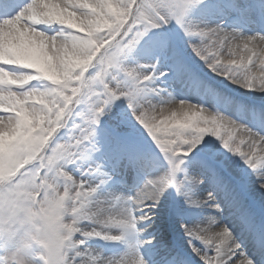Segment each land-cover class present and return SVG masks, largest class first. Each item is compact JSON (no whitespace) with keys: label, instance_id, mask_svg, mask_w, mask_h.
Returning <instances> with one entry per match:
<instances>
[{"label":"snow or ice","instance_id":"1","mask_svg":"<svg viewBox=\"0 0 264 264\" xmlns=\"http://www.w3.org/2000/svg\"><path fill=\"white\" fill-rule=\"evenodd\" d=\"M198 6L209 7L203 0H0V16L5 17L0 20V110L15 114L0 116V176L13 182L31 172L47 173L63 185L76 212L67 226L70 246L59 264H98L97 258H84L78 250L83 239L76 237L120 240L96 228L135 231L138 223L152 219L151 212L168 188L191 207L214 213L200 223L206 227L182 225L189 259L198 264H264V224H257L246 202V175L230 180L225 162L212 148L216 141L264 191V124L254 130L215 107L164 99L163 89L154 82L167 73L157 76L155 64L125 63L146 36L143 55L177 56L170 35V26H175L212 73L248 92H264V49L258 54L255 48L257 41L264 43V35L242 37L202 26L191 18ZM41 25H56L59 31L47 35L39 30ZM65 26L76 31H66ZM225 47L227 58L220 51ZM237 51L251 55H241L237 61ZM253 56L260 60L258 75ZM205 90L211 93L208 86ZM120 99L126 101L138 131L155 146L156 167L162 171L127 199L93 203L105 182L100 166L77 167L79 177L67 168L96 150L94 128ZM61 129L68 131L63 142ZM126 155L135 160L131 151ZM189 164L222 194L223 204L212 193L204 199L192 196L191 188L204 179L189 176L185 171ZM226 210L232 226L222 218ZM85 223L93 230L84 231ZM234 227L254 243L256 255L244 251ZM143 244L151 246L152 241ZM162 259L158 251L145 259L132 247L108 264H160ZM167 264L186 261L173 255Z\"/></svg>","mask_w":264,"mask_h":264},{"label":"rangeland","instance_id":"2","mask_svg":"<svg viewBox=\"0 0 264 264\" xmlns=\"http://www.w3.org/2000/svg\"><path fill=\"white\" fill-rule=\"evenodd\" d=\"M204 4L209 5L208 8H203L201 6H198L196 9L193 10V12L191 13V18L196 21L197 23L201 24L202 26H206L208 28H220L222 29L224 32L229 31L232 29H236L235 27L238 26L239 21L242 20V14H246V10L248 8H250L252 5L249 3V1L247 0H203ZM261 3V5L264 8V2H262L261 0L258 1ZM51 29H53V31L51 30H45L44 29V25L39 26V30L42 32H45L47 35H53L55 32L59 31L58 26L56 25H52L50 26ZM65 30L66 31H71V32H75V29H67V26H65ZM228 33V32H227ZM82 34V33H81ZM150 35V34H149ZM170 35L172 38V43L176 45V49L179 51V54H183L186 57H189L190 60L192 61V63L195 65V67L198 68V70H200L203 74H205L206 76H204L206 79L202 78L199 79L200 81H206L207 79L211 78L217 82L222 83L223 85L226 84V86L230 87L232 86L234 90L237 91H241L244 92L245 95H249L251 97L255 96V93H261L260 96L262 98H264V92H248L244 89L239 88L238 86L230 83L229 81L223 79L220 76L215 75L214 73H212L208 67L202 62L200 61L191 51V48L188 46L187 43V38L183 35L182 32H180L178 29L175 28V26H170ZM148 37L146 36L144 38V41L141 42V45H138L136 49L133 50V52L130 54L129 58L127 60H125V63L129 66V67H135L137 64H154L156 62V70H158V72H156V75L159 76L160 72H165V70H174L173 68H171L170 66H166L165 67V63L163 61V58H157L154 56H148V55H143V47L145 46V41H148ZM233 47H235V44L233 45ZM261 49H264V46H259L257 49V53L259 54V51ZM221 53H222V57L223 58H227L228 57V49L227 47L220 49ZM241 55H244L245 57L247 55H251V53H242L240 51L235 52V58L237 59V61L240 60ZM253 61L256 64V74H259V66H260V60L258 59V56H253ZM168 59V58H166ZM175 60V58H174ZM172 59L169 58L168 62H171ZM244 63H247V59L244 60ZM233 67H235V65H233ZM240 71H243V69H240ZM166 73V72H165ZM209 77V78H208ZM210 80V79H209ZM33 84H35V82H33ZM211 85L214 87V85L216 86V88L218 87L217 84L215 83H211ZM154 86L160 89H163V92L161 93L162 97L164 99H172L174 101H177V103L179 101H184L185 98L183 97H178V93L180 91L181 94H186L184 92V88H187L190 92L193 91V88H191L192 84L190 82H187L186 80L184 81V83H179V82H175L173 80L170 81H160V79H157L154 82ZM13 88H15V86H11ZM179 90V91H178ZM170 91H172V93L170 94L171 97H169V93ZM202 91L201 89H199V91H197L196 95L200 96L202 95ZM260 97V98H261ZM200 101H202V98L200 100H196L195 102H190L192 104H198V105H202L200 104ZM208 102V103H207ZM206 102V104L202 105L203 107L209 108L210 110L213 109L214 104L213 102H211L210 100H208ZM218 100L216 101L215 106H217ZM222 105H219V107H221ZM167 107V106H166ZM223 114H225L223 111H221ZM170 114V112H169ZM8 115H15L14 113H6L3 110H0V116H4L7 117ZM226 115V114H225ZM103 123H107L109 124L112 129H114L115 131L119 132V133H125V134H130V135H141L140 131H138V129L140 128V126L135 122V120L132 118L131 116V112L127 107V103L125 100L120 99L117 101H114L106 110H105V114L100 118L99 122ZM55 135V134H54ZM145 138V140L148 141L149 145L153 146L155 148V146L153 145V143H151V141L146 137V136H142ZM207 139H211V138H207ZM212 148L215 150V152L217 153V156L219 159L223 160L227 166V169L229 168V170H236V169H240V167H243V165H240L239 163L237 164V159L235 157H231L227 152L224 151V149H222L219 144L216 141L212 142ZM97 161H101V157L97 159ZM103 161V160H102ZM246 172H248V170H245ZM160 174V172H158V174H153L150 175L149 177H147L145 179V181L147 179H152L155 176H158ZM107 177V171L105 174ZM251 173H246V178L251 180V188L254 194H256L258 197L261 198V202L264 204V196H262L259 192V188L258 185L255 183V177L253 176ZM144 181V182H145ZM143 182V183H144ZM142 183V185H143ZM104 184V183H103ZM101 184V185H103ZM141 185V187H142ZM104 190L99 187L97 190V193L95 194L94 198H93V203H95L97 200L99 201H103L105 203L110 202L112 200H115L116 198H120L121 200L127 199L128 197L133 196L135 193L133 194H128V197L123 194L122 192H120L118 189H110V190ZM170 191L171 188H168L163 194H162V200L164 201H170ZM192 191V195H194V190L191 188ZM169 193V195L167 196V193ZM162 219L163 216L161 217ZM200 223H202V221H200L199 223H192L190 226L193 225V227H202L203 225H201ZM154 224H156V221H154ZM82 229L84 231H91L93 230V226L85 223L81 225ZM144 229V228H143ZM97 231H100L102 234H110V235H118L121 237L120 240L118 241H113V243H118L122 240H129V243L127 244V247L125 249V251L122 253V255H115V256H106L103 255L100 251L98 250H94V249H83V245L80 246V249H83L84 251H82L85 254L84 258H87L89 256L97 258L98 264H108V262H115L117 260H119L122 256L126 255L129 251L130 248L134 247L136 248V250L138 251V248L135 247V244L133 242H131V233H125L119 229H102L97 227L96 228ZM80 236H77L76 239L79 240ZM98 238V240L104 241V242H112L109 240H104L101 237H88V239H91V241H94Z\"/></svg>","mask_w":264,"mask_h":264},{"label":"clouds","instance_id":"3","mask_svg":"<svg viewBox=\"0 0 264 264\" xmlns=\"http://www.w3.org/2000/svg\"><path fill=\"white\" fill-rule=\"evenodd\" d=\"M75 212L63 185L47 173L13 182L0 176V264H59Z\"/></svg>","mask_w":264,"mask_h":264},{"label":"bare ground","instance_id":"4","mask_svg":"<svg viewBox=\"0 0 264 264\" xmlns=\"http://www.w3.org/2000/svg\"><path fill=\"white\" fill-rule=\"evenodd\" d=\"M226 32H228V33H235V32H231V30H229V31H226ZM242 37H244L243 35H241ZM251 37H253V36H251ZM264 46V43H259L258 41H257V43L255 44V48H256V50L258 49V47L259 46ZM241 92V91H240ZM241 93H244V92H241ZM260 94L261 93H255V96H254V98H257V99H259V100H261V101H263L264 102V98H262L261 96H260ZM261 97V98H260ZM157 176H155V177H153L152 179H154V178H156ZM193 188V187H192ZM195 188V191H197V193H195V195H193V197L194 198H196V199H204L205 197H207L208 195H209V193L207 192V190H206V187L204 186V185H202V184H200V185H197V186H195L194 187ZM259 192H260V194L262 195V196H264V191H262V190H259ZM163 202V200H162V197L160 198V200H159V203H158V205H164V204H166V203H162ZM196 209V208H195ZM199 209H208V208H199ZM214 213H212L211 212V210L210 209H208V212L206 213V217H208V216H210V215H213ZM205 217V218H206ZM205 218H204V220H205ZM207 225H203L202 227H206ZM160 243H163V242H160ZM159 243V244H160Z\"/></svg>","mask_w":264,"mask_h":264}]
</instances>
